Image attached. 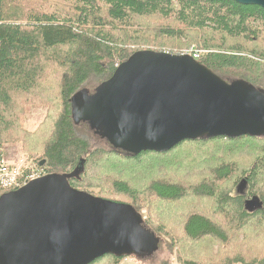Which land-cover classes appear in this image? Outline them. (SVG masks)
<instances>
[{"label": "trees", "instance_id": "obj_1", "mask_svg": "<svg viewBox=\"0 0 264 264\" xmlns=\"http://www.w3.org/2000/svg\"><path fill=\"white\" fill-rule=\"evenodd\" d=\"M62 1V7L41 4L21 10L15 0H0V164L4 134L11 124L19 129L21 124L20 111L12 120L7 117L13 97L20 96L23 105H49L41 128L24 133L30 142L27 152L45 161L40 166L46 174L66 177L76 190L129 204L142 216L147 210L144 227L156 234L160 246L166 243L178 264H264V253L255 254L249 245L244 251L248 260L228 256L235 252L234 235L247 230L255 236L256 221L264 222V190L254 193L264 174V137L185 141L166 153L132 156L115 150L87 124L76 125L70 103L79 92H94L144 50L199 53L197 61L224 80L264 91V9L232 0ZM159 20L170 25L162 27ZM148 22L153 26L148 28ZM137 33H146L154 44L135 42ZM49 67L60 72L55 78L60 111L55 112L44 79ZM219 142L232 151L227 159L241 151L254 162L240 169L237 161L223 160L211 147ZM183 150L189 155L171 159ZM241 161L249 163L246 157ZM205 162L209 165L203 169ZM195 163L200 165L192 169ZM248 185L252 198L261 202L254 212L244 203ZM122 262L105 256L93 264Z\"/></svg>", "mask_w": 264, "mask_h": 264}, {"label": "water", "instance_id": "obj_2", "mask_svg": "<svg viewBox=\"0 0 264 264\" xmlns=\"http://www.w3.org/2000/svg\"><path fill=\"white\" fill-rule=\"evenodd\" d=\"M232 1L264 9V0ZM70 103L76 125L87 124L132 156L166 153L185 141L264 137V91L230 83L190 55L137 52L94 92H79ZM245 206L254 212L261 202L253 197ZM143 222L133 206L48 174L0 197V264L152 258L160 239Z\"/></svg>", "mask_w": 264, "mask_h": 264}, {"label": "rangeland", "instance_id": "obj_3", "mask_svg": "<svg viewBox=\"0 0 264 264\" xmlns=\"http://www.w3.org/2000/svg\"><path fill=\"white\" fill-rule=\"evenodd\" d=\"M16 3H18L20 6L19 8L21 10H24L25 8H30L32 6H40L41 4L43 6H46L48 8H51L52 6H63L62 0H15ZM64 7L62 8V10ZM162 27L169 26L170 24L167 21L159 20L157 21ZM153 24L147 23V27H152ZM133 27V26H129ZM192 36V35H191ZM189 36L188 39L191 38ZM137 41L142 44H154V41L149 39L145 34L137 33L136 35ZM187 39V40H188ZM194 39V38H193ZM178 44L183 45L185 42L177 41ZM189 42V40H188ZM183 54L188 52L189 50L184 49L182 50ZM181 51V52H182ZM60 74L59 70H56L55 68L49 67L45 70L44 79L49 82L50 88H51V94L48 97L51 111H60V100L55 97L57 95L58 90L55 82V78L57 79L58 75ZM20 96H14L13 97V107L10 113L8 114L9 119L16 118L17 111H20L19 116H21V124L20 129L19 126L14 124L10 125L9 129H12L4 134L3 138V154L2 158L6 161V164L11 166L12 168H18L22 174L23 177H29V176H40L43 173L46 172L45 169H43L40 166L41 158L39 155H31L27 152V144H29V139L27 136L24 135V133L32 134L38 131L45 120L47 119L48 113L50 112L49 105L44 104H37V105H30L26 104L23 105V101H21L19 98ZM23 108V112H22ZM1 110V107H0ZM18 116V117H19ZM220 144L216 145L215 148L219 154L222 155V159L225 161H237L239 163L240 169H243V167H250L254 160L248 156H245L241 151L237 153L235 156H233L230 159H227L226 153L231 154L232 151H228L226 146L219 142ZM228 151V152H227ZM189 153L186 151H181L180 153L176 154L177 158H171L172 160L178 159V158H184L188 156ZM246 157L249 159V163H246V165H243L241 163V158ZM200 160H203V158H200ZM178 162V161H176ZM209 162V161H208ZM208 162H205V167L203 169H206L209 165ZM195 166H193L192 169H196L200 164L195 163ZM261 174V173H260ZM131 177V176H129ZM247 177V176H246ZM132 178V177H131ZM227 184V183H226ZM232 185V183H230ZM230 186V185H228ZM238 186V185H236ZM264 190V174L260 175V178L258 179V187L257 190L255 189L254 193L259 194V192H262ZM99 192V191H97ZM4 194V193H3ZM0 195L1 190H0ZM232 196H237V192L235 187L232 189ZM253 194L249 193V185L247 194L244 196V203H246L247 200L252 199ZM143 216L147 219V210L142 211ZM253 225V224H252ZM255 226H258V234L254 236V231H242L237 236L234 235L232 237L231 246L235 250V252L230 253L228 256H232L234 259L236 258H245L248 260V254L244 252L248 245L254 249L255 254H261L264 253V232H262V228L264 227V222L262 221H256ZM254 236V238H253ZM253 238V239H252ZM218 249V246H216V250ZM174 253H171L168 246L165 242H163L160 246V250L152 257H142V256H132V257H126L123 258V264H178L176 255H173ZM227 255H225V258Z\"/></svg>", "mask_w": 264, "mask_h": 264}, {"label": "built area", "instance_id": "obj_4", "mask_svg": "<svg viewBox=\"0 0 264 264\" xmlns=\"http://www.w3.org/2000/svg\"><path fill=\"white\" fill-rule=\"evenodd\" d=\"M182 55H190L198 60L200 54H193L192 51H188ZM37 178H40V176L23 177L18 168H12L5 161L0 164V189L3 191L9 192L19 189Z\"/></svg>", "mask_w": 264, "mask_h": 264}, {"label": "flooded vegetation", "instance_id": "obj_5", "mask_svg": "<svg viewBox=\"0 0 264 264\" xmlns=\"http://www.w3.org/2000/svg\"><path fill=\"white\" fill-rule=\"evenodd\" d=\"M45 175H48V174H46V173H43L42 175H40V177H43V176H45Z\"/></svg>", "mask_w": 264, "mask_h": 264}, {"label": "crops", "instance_id": "obj_6", "mask_svg": "<svg viewBox=\"0 0 264 264\" xmlns=\"http://www.w3.org/2000/svg\"><path fill=\"white\" fill-rule=\"evenodd\" d=\"M5 161V160H4ZM6 162V161H5ZM122 264H123V262H122Z\"/></svg>", "mask_w": 264, "mask_h": 264}]
</instances>
